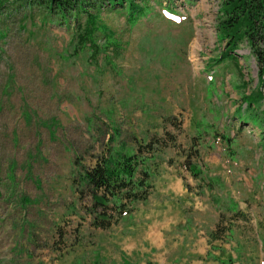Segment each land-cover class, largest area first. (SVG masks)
Returning <instances> with one entry per match:
<instances>
[{
    "label": "rangeland",
    "instance_id": "rangeland-1",
    "mask_svg": "<svg viewBox=\"0 0 264 264\" xmlns=\"http://www.w3.org/2000/svg\"><path fill=\"white\" fill-rule=\"evenodd\" d=\"M47 1L0 0V264H264V86L245 41L217 63L223 0L99 3L96 59ZM149 141L150 197L91 227L83 171ZM214 207L243 216L210 241Z\"/></svg>",
    "mask_w": 264,
    "mask_h": 264
},
{
    "label": "trees",
    "instance_id": "trees-1",
    "mask_svg": "<svg viewBox=\"0 0 264 264\" xmlns=\"http://www.w3.org/2000/svg\"><path fill=\"white\" fill-rule=\"evenodd\" d=\"M103 2L109 5L108 9L111 11H122L127 16L126 22L131 26L137 24L149 9L145 0H48L45 5H40H44L50 13L59 14L64 22L68 21L67 14H73L75 31L72 43L77 42L74 51L93 49L94 54L90 58L96 59L95 53H99V46L95 36L100 29L105 30V25L99 21L100 10L95 9V5ZM168 11L167 14H174L170 9ZM82 16L85 17L83 23ZM215 29L218 40L225 43L217 63L233 59L238 67L235 52L238 44L245 41L258 66V82L264 86V0H223ZM113 45L119 48L117 43ZM143 149L151 157L155 150L153 141L138 145L136 152H108L92 167L83 171L82 188L86 189L92 202L88 208L91 227L99 230L110 229L150 197L153 191L148 166L150 160L143 156ZM185 166L186 170L190 169L188 164ZM241 216L242 213L236 212L226 219L222 213L219 214L214 229L209 234L210 241L223 239L233 220Z\"/></svg>",
    "mask_w": 264,
    "mask_h": 264
},
{
    "label": "crops",
    "instance_id": "crops-1",
    "mask_svg": "<svg viewBox=\"0 0 264 264\" xmlns=\"http://www.w3.org/2000/svg\"><path fill=\"white\" fill-rule=\"evenodd\" d=\"M219 213L218 209L216 207L213 208V214L217 216Z\"/></svg>",
    "mask_w": 264,
    "mask_h": 264
}]
</instances>
